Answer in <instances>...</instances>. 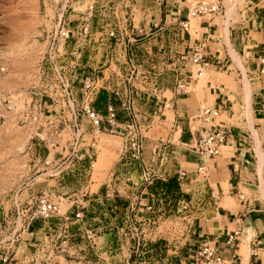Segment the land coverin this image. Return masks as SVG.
<instances>
[{
  "label": "built area",
  "instance_id": "obj_1",
  "mask_svg": "<svg viewBox=\"0 0 264 264\" xmlns=\"http://www.w3.org/2000/svg\"><path fill=\"white\" fill-rule=\"evenodd\" d=\"M82 2L60 0L46 17L41 38L44 46L35 60L29 102L16 108L12 96L3 100L4 111L14 113L20 129L17 151L34 158L36 172L41 171L54 184L24 201L13 198L11 212L0 221V264H31L32 260L24 261L28 253L42 255L45 264H107L106 256L111 264H174L167 261L170 254L160 224L164 217L159 205L168 200L164 197L166 185L176 179L185 196L203 189L201 202L196 200L195 205L213 206L218 193L203 161L190 174L177 165L163 167L167 152L160 148L171 143L177 121L171 123L165 142L150 131L161 117L166 118L164 111H172L176 98L190 93L193 80L220 65L207 57L204 44H194L188 51H181L180 45L185 39H196L191 35L192 20L208 16L221 19L218 15L224 12L223 7L186 0L184 20L174 13L169 23L146 31L138 25L137 0H92L83 10ZM154 33L159 34L161 44L156 52L144 44ZM100 46L104 47V62L98 58ZM254 72L257 77L264 75V54ZM261 92L264 94V87ZM101 95L104 112L96 108ZM258 112L264 121V102ZM196 113L187 118L200 122L194 131L193 149L207 159L219 156L225 130L215 123L218 109L201 104ZM105 135L119 138L121 147L105 181L92 191L98 144ZM150 139H156V144L146 156L144 143ZM133 170L138 174L137 182L131 181ZM75 178L71 192L52 193ZM191 181V190L183 191L182 186ZM173 194L176 211L191 213L192 196ZM61 204L68 207L62 211ZM49 220L57 223L33 229L35 222ZM240 236L241 230L236 229L224 240L231 252L229 259L214 244L197 242L178 264H242L236 253ZM76 237L87 240L94 262L72 260L74 253L86 252L73 243ZM39 240L42 242L35 244ZM22 241L27 243L18 261L17 246ZM259 246L264 252V241Z\"/></svg>",
  "mask_w": 264,
  "mask_h": 264
},
{
  "label": "rangeland",
  "instance_id": "obj_2",
  "mask_svg": "<svg viewBox=\"0 0 264 264\" xmlns=\"http://www.w3.org/2000/svg\"><path fill=\"white\" fill-rule=\"evenodd\" d=\"M92 0H83L81 3L82 10L85 7V4ZM161 0H137V16L141 14L151 6L158 5V2ZM189 2H197L199 0H188ZM201 1V0H200ZM207 2H213L215 4H220L223 7L224 12L218 17L221 19H215L214 21L218 24L216 37L221 40L220 45L225 47L228 51L230 57L229 68L231 74L228 75L227 80L231 84V99H232V110L231 115H233L231 120L227 122L237 125V122L242 120L246 121V124L252 123L253 120V99L251 96V104L249 107L243 104V85L246 91L245 84H250L252 92L255 90L254 82L257 81L258 77L248 69L246 59L241 55L243 49L239 48L238 42L241 39L239 33L241 20L243 18V10L249 0H203ZM60 0H0V221L3 216L11 212L13 208V198H17L20 201L26 200L29 196L34 195L36 192L49 189L54 182L51 179L46 178V176L41 175L42 172H36L37 167H33L34 158H27L19 154L17 151L18 144L20 143V129L18 128L15 115L13 112L4 111V99L6 96H12L11 99L15 101L16 108L20 107L23 102H29L30 94L28 90L31 85L34 84L33 73L35 71V60L43 50V41L41 40L42 34L44 31V21L47 16H51L53 10ZM209 18V16L207 17ZM216 18V17H214ZM170 18L167 23H169ZM200 19L197 18L191 21V35L192 38L197 37L199 29ZM228 27L232 31V34H229L228 44ZM223 34V37L221 36ZM231 45V46H230ZM20 51V52H19ZM23 51V52H22ZM234 51V52H233ZM99 61L104 62V47L100 46L99 51ZM240 58V61L238 57ZM243 66H241V64ZM238 65V66H237ZM1 68H5L4 72L1 71ZM244 69V70H243ZM239 70V71H238ZM240 75H239V74ZM209 74H205L200 79L193 80V83L190 86V93L186 95V99L183 101H178L180 111L178 126L176 129L171 132L173 139L171 143L167 146H162L161 151L167 152L164 159V166L166 169H170L172 166H178L180 169L185 170L188 174L195 172L197 163L195 158H199V155L193 149L195 145L194 140V131L200 128V122L197 120L189 121L187 118L191 115H195L196 109L201 104H206L212 106V97H208L207 89L204 88L203 92H197L198 89L202 88L207 81ZM222 76H227L223 74ZM195 91V92H194ZM247 94V92H245ZM169 93H166L165 96L169 97ZM15 96V97H14ZM20 96L19 98H17ZM207 96V98H206ZM188 105L190 108L184 110L183 106ZM165 117H167V122L171 123L174 121L173 111H164ZM223 119V117L217 118V120ZM240 123V125H241ZM170 126H165L162 124H155L150 134L155 137H162L163 142H165V136L169 134ZM253 133V132H252ZM254 138L256 135L253 133ZM156 139H150L144 143L145 155H149L155 146ZM159 146V145H158ZM121 147V140L113 135L101 136L98 144V157L95 165V172L93 174L92 180L95 182L92 186V191H96L98 186L105 181L108 171L112 168L113 164L118 159V153ZM166 150H164V148ZM173 152L171 154L170 152ZM205 160L207 158L201 156ZM193 159L191 162H189ZM40 165V164H39ZM38 165V167H39ZM131 181L137 182V172L134 170L130 172ZM167 177V176H166ZM169 178V177H168ZM172 178V176L170 177ZM170 178L168 180H170ZM77 178L72 180L69 185L63 189H52V193L57 192H67L74 188ZM193 182L186 183L182 186V190L189 192L192 188ZM211 183V182H210ZM211 186L214 187V183H211ZM56 189V190H55ZM51 190V189H50ZM55 190V191H54ZM256 191V200L254 205L253 194H250L248 191L247 194H250L251 208L250 210L254 212L258 217L264 219V190L261 188L259 190V196ZM173 191L180 194L185 198L192 196V208L191 213L178 212L175 209L176 196L173 194ZM201 193L203 189H200ZM200 191L197 193L192 192L190 195L185 196L181 193L176 179L169 181V184L166 185V190L164 197H168L171 202H162L159 205L160 214H163L164 219L160 220L161 230H164L165 233V243L168 254L170 258L167 261H172L173 258L171 255L178 253L179 246L183 245L186 241V237L189 232V227L192 225L195 226L196 221H201L205 223L206 220L211 216L214 209L213 206L206 205H195L196 200L202 199L204 194H201ZM180 193V194H179ZM204 193V192H203ZM182 199V198H181ZM68 207L67 204H61L62 211ZM105 209H109V204H105ZM190 214V219L188 215ZM93 219L94 215L89 214ZM189 219V220H188ZM164 221V222H163ZM96 223V221H93ZM38 223V222H36ZM45 223V224H44ZM40 222L42 225L52 226L57 223V221L49 220L45 222ZM93 228H96V225H92ZM34 238V237H33ZM24 240L28 239L27 235H24ZM106 239H102L104 242ZM42 240L36 241L35 244L41 243ZM27 242H20L19 251H18V261L21 260L20 253L25 249ZM73 243L86 248V252H76L73 254L72 260L76 263L79 260L91 261L94 262L95 256L91 248L88 245V242L84 238L76 237ZM24 249V250H23ZM171 249V250H170ZM23 250V251H22ZM27 252V250H26ZM166 253V254H167ZM22 254V253H21ZM1 255V254H0ZM240 255L245 257V254L240 251ZM30 255L24 254V261H31V264H45L44 258L42 255ZM166 256V255H165ZM84 257V258H81ZM106 258V263L111 264L110 257ZM114 260V259H112ZM165 260V261H166Z\"/></svg>",
  "mask_w": 264,
  "mask_h": 264
},
{
  "label": "crops",
  "instance_id": "obj_3",
  "mask_svg": "<svg viewBox=\"0 0 264 264\" xmlns=\"http://www.w3.org/2000/svg\"><path fill=\"white\" fill-rule=\"evenodd\" d=\"M185 6H187L186 0H161L157 7L151 6L141 16H137L138 25L145 27L146 31H153L156 26L167 22L169 18L171 19L174 13L178 14L179 20H184L186 17ZM243 13L245 15H243L240 24L241 39L238 46L243 49L241 55H244L243 57L247 60L248 69L255 74L254 70L258 67V61L264 54V0H249ZM214 20V18L200 19V31L197 33L196 39H185L180 45V50L188 51L194 44L202 43L205 45V53L212 63L220 62V65L214 66L208 72L207 81L197 92H203V89L206 88L208 97H212V106L219 111L215 123L223 126L225 141L221 146L219 156L207 160L201 156L195 158L197 166L202 161L206 164L209 181L214 183L218 199L213 202L214 211L206 222L202 224L201 221H196L184 244L178 247L179 250L173 257V263H182L189 248L197 242L212 243L224 257L231 258V252L226 249L224 240L227 234L239 229L241 236L236 253L239 255L240 262L242 264L249 262L264 264V252L259 249V243L264 241V219L254 214L256 210H250L249 197L252 193L255 205L258 199H256L254 189L257 190L258 196L259 190L261 191V188L264 190V121L258 112L259 105L264 102V94L261 92L264 87V75L259 76L254 82L255 90L253 92L250 84H245L246 91L243 85L241 101L249 107L252 96L254 121L249 126L245 120H242V123L237 122V125L227 122L233 117L231 115L233 102L230 96L231 84L227 80L228 75L231 74L230 59L228 50L220 45L221 40L216 37L218 24ZM229 34L231 35L232 31L228 27V44H230ZM221 36L223 37V34ZM144 44L156 52L161 47L159 34L154 33L152 37L145 39ZM238 59L240 61L239 57ZM223 74L227 76H222ZM185 99L186 96H182L174 100L172 109L174 121H178L180 117L178 101ZM103 102L101 95L96 103V108L102 112H104ZM183 107L186 111L190 108L187 104ZM219 117H223V119L217 120ZM162 123L165 126H170L167 117H161L159 124ZM252 132L256 135V139ZM248 191L250 194H247ZM37 222L33 224L34 230L42 226L40 221ZM240 251L245 254V257L240 255ZM253 252H256L257 256H253Z\"/></svg>",
  "mask_w": 264,
  "mask_h": 264
},
{
  "label": "bare ground",
  "instance_id": "obj_4",
  "mask_svg": "<svg viewBox=\"0 0 264 264\" xmlns=\"http://www.w3.org/2000/svg\"><path fill=\"white\" fill-rule=\"evenodd\" d=\"M20 52V51H19ZM23 52V51H22Z\"/></svg>",
  "mask_w": 264,
  "mask_h": 264
}]
</instances>
